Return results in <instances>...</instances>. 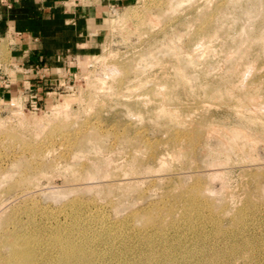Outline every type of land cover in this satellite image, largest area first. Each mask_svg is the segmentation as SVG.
I'll use <instances>...</instances> for the list:
<instances>
[{
	"label": "rangeland",
	"instance_id": "obj_1",
	"mask_svg": "<svg viewBox=\"0 0 264 264\" xmlns=\"http://www.w3.org/2000/svg\"><path fill=\"white\" fill-rule=\"evenodd\" d=\"M87 1L63 76L0 83V264H264V0Z\"/></svg>",
	"mask_w": 264,
	"mask_h": 264
},
{
	"label": "crops",
	"instance_id": "obj_2",
	"mask_svg": "<svg viewBox=\"0 0 264 264\" xmlns=\"http://www.w3.org/2000/svg\"><path fill=\"white\" fill-rule=\"evenodd\" d=\"M87 0H0V83L41 94L93 42L103 10ZM97 31V30H95ZM91 46L90 48H92Z\"/></svg>",
	"mask_w": 264,
	"mask_h": 264
},
{
	"label": "bare ground",
	"instance_id": "obj_3",
	"mask_svg": "<svg viewBox=\"0 0 264 264\" xmlns=\"http://www.w3.org/2000/svg\"><path fill=\"white\" fill-rule=\"evenodd\" d=\"M9 238V237H8ZM6 238V239H8ZM5 237H0V245H2L6 240ZM10 240L7 241V244H9ZM12 247V259L14 258V260L19 263V264H26V263H31V261L33 260V257L30 256L29 252L22 247L21 251L20 249L18 250V248L13 245ZM62 260L64 262H66L67 264H74L72 263L73 261H71L72 258V253H70L68 250H65V252L62 253ZM14 262V261H13ZM7 263V262H6ZM14 264H16L14 262Z\"/></svg>",
	"mask_w": 264,
	"mask_h": 264
}]
</instances>
